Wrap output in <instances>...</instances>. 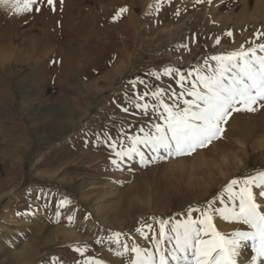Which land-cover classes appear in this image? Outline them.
<instances>
[{
    "label": "rangeland",
    "instance_id": "1",
    "mask_svg": "<svg viewBox=\"0 0 264 264\" xmlns=\"http://www.w3.org/2000/svg\"><path fill=\"white\" fill-rule=\"evenodd\" d=\"M46 3L19 15L0 5V264H22L26 247L32 264H130L133 246L155 253L160 221L167 231L208 201L238 205L224 188L264 171V108L234 113L222 139L191 155L151 162L158 154L139 145L144 164L134 155L116 167L110 144L130 148L128 137L163 124L154 91L171 104L180 75L193 73L190 87L212 55L264 43V0ZM213 222L223 235L249 230ZM251 255L247 242L238 259Z\"/></svg>",
    "mask_w": 264,
    "mask_h": 264
},
{
    "label": "snow or ice",
    "instance_id": "2",
    "mask_svg": "<svg viewBox=\"0 0 264 264\" xmlns=\"http://www.w3.org/2000/svg\"><path fill=\"white\" fill-rule=\"evenodd\" d=\"M195 2L201 3L202 0ZM42 3L43 0H0V5L9 6L16 15L33 11L40 13L43 9L37 5ZM207 3L212 4L213 0H207ZM46 6L56 11L54 0H47ZM126 11V8H120L113 20ZM225 35L231 36L232 33ZM261 35L264 33L256 34L257 40ZM215 43L219 45L221 40L217 38ZM249 43L254 46L245 49L241 45L235 51L206 59L207 69L195 70V81L190 87L189 77L193 73L189 72L187 77L180 75L176 83L183 86V91L179 96L171 93V104L161 99L160 90L154 91L152 96L158 103L152 106L153 111L163 108L159 112L163 124H155L154 131L145 132L143 137H128L130 148H123L121 141V150L117 151V142H112L110 148L115 158L111 159V163L119 167L125 158L132 159L135 155L144 164L145 153L139 145L158 154L152 157L151 162L164 159L160 153L169 157L191 155L222 139L225 125L234 113L255 112L257 106L264 108V43ZM210 61H214L215 65L212 66ZM173 73L179 75L175 69L164 70V75ZM132 86L135 87L134 82ZM136 107H142L147 113L149 105L137 104ZM123 111L128 110L125 108ZM236 186L238 191L233 190ZM224 192L228 194L229 201H238V205L233 203L231 207L214 208L213 201H208L206 208H189L187 218L172 223L167 231L169 220L160 221L159 239L154 241L155 253L133 246L131 251L135 253V258L130 264H241L238 258L247 242H250L252 255L243 264H264V171L243 179H231ZM68 203L67 200L60 201L61 206ZM196 212L199 216L194 218ZM214 215L222 221H235L241 227L247 226L249 230H236L230 235H223L213 222ZM68 219L71 221L73 217ZM119 235L114 234L117 240ZM165 240L170 246L162 251L161 244ZM85 264L92 262L86 261Z\"/></svg>",
    "mask_w": 264,
    "mask_h": 264
},
{
    "label": "bare ground",
    "instance_id": "3",
    "mask_svg": "<svg viewBox=\"0 0 264 264\" xmlns=\"http://www.w3.org/2000/svg\"><path fill=\"white\" fill-rule=\"evenodd\" d=\"M218 3V1L216 2ZM212 8H210V10L212 12H214L213 10H216V7H217V4H214L211 6ZM64 9V8H63ZM211 13V12H210ZM68 22V21H67ZM46 24V23H45ZM67 26V25H66ZM65 26V27H66ZM70 120V119H69ZM71 121V120H70ZM72 123H73V120H72ZM34 249V248H32ZM29 247H26L23 249L22 253L20 254V257L22 258L23 260V263L22 264H32L33 262V259L31 257V254L33 253V250ZM32 252V253H31ZM33 255V254H32Z\"/></svg>",
    "mask_w": 264,
    "mask_h": 264
}]
</instances>
